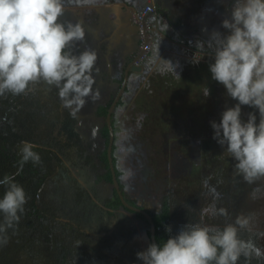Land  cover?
Listing matches in <instances>:
<instances>
[{"label": "flooded vegetation", "instance_id": "obj_1", "mask_svg": "<svg viewBox=\"0 0 264 264\" xmlns=\"http://www.w3.org/2000/svg\"><path fill=\"white\" fill-rule=\"evenodd\" d=\"M148 2L153 3L155 12L159 4L169 9L173 7V11L182 12V14L178 12L182 19L175 28V34L170 33L168 39H163L166 34L157 33L154 25L152 29L154 33H150L151 42L147 51L146 47L141 46L139 30L135 29L131 15L134 9L138 10ZM230 7L231 0H129L123 7L121 24L113 23L115 18L121 17L118 14L104 22L106 24L96 21L97 24L94 25L93 21L90 22L93 23L91 24L93 27L90 25L91 30L86 33L92 41L88 43L84 39L82 50L86 47L96 52L101 70L96 71L99 77L92 76L91 94L85 97L82 109L81 106L65 107L58 97V90L42 81L30 84L28 90L20 95L29 102L28 98L33 94L31 102L36 103L40 110L44 107L48 109V113L43 116L46 134L38 133L39 124L36 125V134L32 132L36 139L38 137L43 139L49 135L58 142V152L53 150L57 158L51 163L54 177L58 174L59 165L64 169L68 168L70 170L68 172L73 170L74 174L84 176V182H79L78 185L70 183L71 179L68 176L60 182L65 185L64 188H74L79 195L80 206H88V209H84L75 206L72 201L61 202L66 203L62 211H59L61 222H67L66 225L73 230L80 227L79 231L83 232L82 234L73 232L80 234L78 237L82 241L86 240L84 246L79 244L76 249L72 248L76 250L78 256L73 257L70 262L67 260L65 264H141L136 257L137 252L145 250L149 243L163 242L170 235L176 234L186 223L199 222L209 225L223 223V216H216V219L210 220L209 218L213 216L203 213L201 202L205 208L213 203L217 208H223L226 203L231 213L233 208L239 210L249 206L250 200L243 193L246 194L252 188L245 186L247 191L244 190L246 182L241 177L221 184L222 177H216L214 182L213 175L211 182L209 179L212 171H205L201 182L196 185L186 182V177H183L184 168L186 169L191 161H197L190 159L186 163L189 152L198 154L195 143L186 145L181 139L184 133L187 132V137L191 133L187 128L190 121L184 117L187 113L180 116L172 114L173 117L166 118L167 121H164L163 117L158 118L155 123L163 128L162 136L155 135L156 126L149 133L150 124L147 123H136L132 130L125 127L130 131L127 136L121 133L122 123L128 117L131 126L130 123L138 122V118L140 120L145 115L140 105L143 101V109H146L145 105H149L152 95L155 94L152 90L163 91L167 88L173 90V84L174 87L177 86V82L170 79L168 73L172 69H180L179 66L183 67L182 62L186 60L184 56L188 55L184 54L185 46L181 47L176 35L179 36L180 33L190 35L188 32L194 27L191 34H195V38L190 37L192 41H189L196 44L197 41H207L213 30L225 32L226 30L221 27V21L228 15ZM192 8L202 12L195 22L193 14H190L192 11H189L193 10ZM159 14L162 17L164 15ZM65 17L63 16L64 21ZM96 18L95 15L90 17ZM72 19L73 23L85 24L83 18L77 21L75 18ZM159 19V23H162V19ZM164 42L170 43L171 52L161 50ZM208 53V56L212 54ZM207 60L205 57L201 59L205 62ZM133 66L136 68H132ZM170 106L172 108V105ZM179 108L183 107L180 105ZM63 109H69L71 112L64 113ZM163 110L165 111V108ZM128 136L130 141L128 144L131 145V152L135 153L136 161L131 178L122 181L120 177L123 173L118 165V156L122 155L124 150H130L124 142ZM145 141L151 145L149 150L142 147ZM44 143H49V138L44 139ZM205 153H211V150ZM174 162L177 163V167L173 166ZM194 162H191V166ZM174 172L177 174H173ZM180 173L182 176L177 177ZM86 183H89L88 187L85 186ZM200 184L205 186V190L200 189ZM192 190L200 192V196L196 194L189 198L184 195L185 192L189 193ZM51 193L57 198L62 197L57 192ZM201 195L204 196L202 200ZM81 210L86 213L84 219ZM166 226H170L171 232L165 231ZM240 235L244 238L242 234ZM253 259L257 260L251 262ZM240 261L246 264L245 258L241 257ZM251 261L250 264H264V258L254 257ZM36 264L49 263L39 257Z\"/></svg>", "mask_w": 264, "mask_h": 264}, {"label": "clouds", "instance_id": "obj_2", "mask_svg": "<svg viewBox=\"0 0 264 264\" xmlns=\"http://www.w3.org/2000/svg\"><path fill=\"white\" fill-rule=\"evenodd\" d=\"M63 14L64 0H0V96L23 94L30 84L42 81L58 90L65 107L85 103L97 54L88 48L79 53L72 50V45L84 40L85 32L79 23L62 21ZM221 27L226 31L213 30L207 41H197L200 52L193 55L192 63L203 58L205 47L211 49V79L235 101L225 107L218 122L210 121L212 138L228 153L234 173L252 185L264 178V0H231ZM209 95L205 87L203 97ZM243 106L252 110L242 114ZM36 147L21 142V170L29 161L40 163ZM121 171L122 181L133 175L130 169ZM0 186L5 187L0 196L2 246L8 230L19 223L27 195L14 175L0 178ZM261 193L264 188L257 185L250 195L255 199ZM203 213L228 216L215 203ZM241 230L253 231L250 217L244 214L222 227L188 222L163 243H149L136 257L141 264H238L241 257L250 264L254 257L264 258V250L253 239L242 238ZM165 231L171 232L170 226Z\"/></svg>", "mask_w": 264, "mask_h": 264}, {"label": "rangeland", "instance_id": "obj_3", "mask_svg": "<svg viewBox=\"0 0 264 264\" xmlns=\"http://www.w3.org/2000/svg\"><path fill=\"white\" fill-rule=\"evenodd\" d=\"M99 1V0H98ZM111 1V0H110ZM113 1V0H112ZM76 4L78 5L77 9H70L71 7L74 6V0H64V14L60 17V19L62 21H64L63 16L66 18L65 22H72L73 23V19L75 18V21H77L79 18H83V20H85V13L88 10H85L84 8L89 6L91 4V0H79L76 2ZM68 7V8H67ZM66 8V9H65ZM108 10L104 11L101 10V8H95L94 9V15L97 17L96 19H89V22L93 21L94 25L97 24L96 21L102 23V22H106L108 21L112 16H114L113 10L108 6L107 8ZM73 11V13L71 12ZM200 11V10H198ZM196 11L195 13H193V22H195L202 14V12H198ZM92 12V11H90ZM122 16V15H121ZM158 19H155L154 21V25L158 24ZM82 20V19H81ZM114 20V17H113ZM114 22V21H113ZM96 23V24H95ZM91 25V24H90ZM84 29L85 32V37L84 39H86V42L89 43V41H92L88 36H87V28L84 27V25H81ZM93 27V25H91ZM188 43V44H187ZM185 43V51L184 54L188 55V56H184V58L186 59L185 61L182 62L183 67L179 66L180 69H172L168 75H170V79H174L175 82H177V86L174 87L173 84V90L171 88H167L163 91H156L155 89L152 91H155V94L152 95V99L150 100L149 105L146 104L145 105V110L143 109V101L140 105L141 109L145 112L144 116L140 118H138V122L135 123H130L131 126H129V121L130 118L128 117L126 119V121H124V123H122V131L121 133H124L125 136H127V133L130 132L129 130H126L125 127L130 128L131 130L134 129V127L136 126V123L139 124H150L148 127V132L151 133L152 130H154L155 126L157 127V133H155V135L157 136H162V131L163 128L159 127V125L155 122L158 121V118L161 119V117H163L162 119L165 121H167L166 118L169 117H173L172 114L178 115L180 116V114H186L187 119H189L190 124L188 125V129L191 132L190 136L187 137V132L183 134V138H181L183 140V142L187 145L188 143H190L191 145L195 143V145H197L198 147V154H200V156L197 157V155L193 154L192 151L189 152V157L186 160V163H188V161L190 159H196L197 161H191L194 162L193 165L191 166V162L187 164L186 169L184 168V175L186 177V182H188L189 184H194L196 185L198 182H201L202 180V175L205 171L207 172H211V178L209 179L212 182V176L214 175V182L216 177L218 178L219 176L222 177L221 179V184L223 183H227L228 181H232L234 178L240 177L237 176L235 173H233V161L230 159L229 155L227 154L226 151L223 152V149L221 148V146L212 138L213 136V130L210 127V120H216L217 122L219 121L220 118V114L221 112L225 109V107H230L232 104L235 103V101H233L231 98L227 97L224 88L218 84L216 81L211 79L210 73L207 70H205V67L203 66V64L207 63V66L209 63L212 62V54L210 56L208 55H203V58H207V62L206 63H202L205 61H199V63H192V59H193V55H199V52L195 53V51H192V46L190 42ZM72 50L73 48L75 49L74 52L75 53H79L80 51H83L82 49L84 48V41L82 42H76L74 45L71 46ZM86 48V47H85ZM148 51V49H147ZM103 51L100 49V53H102ZM207 52H209L207 50ZM157 56V55H156ZM97 59H99V57H97ZM167 63V62H164ZM163 63V64H164ZM101 70L99 68V63L96 61V64L94 66L93 72H92V76L97 78L99 77V75L97 74L96 71ZM154 74V72H153ZM162 76V75H160ZM160 79V77L158 78V80ZM169 79V80H170ZM153 81V80H152ZM173 82V80H171ZM157 85V84H154ZM171 87V86H170ZM208 87L210 90V95L207 98L203 97V91L204 88ZM154 88V87H152ZM148 99V98H146ZM146 101V100H145ZM148 103V102H147ZM148 105V106H147ZM172 105V108L171 106ZM182 106L183 108H179V106ZM165 108V111L163 110ZM81 109H82V105H81ZM77 110V109H76ZM252 109H249L247 106H243L242 107V114L243 113H247L248 111H251ZM136 111H141L140 109H136ZM164 111V114L162 115V112ZM43 112L45 114L48 113V109L46 107H44ZM64 113L67 112H71L69 109H63ZM78 112V111H77ZM44 113H39V107H36V114L34 115L33 118V123H34V128H28L31 130L30 132V137L32 138V140L36 143H33L35 145L38 146L39 149H43L44 146H47L46 143H44V139L49 138V144L51 146V150L52 152L55 154V152H58L59 148L56 145V142L51 138V136H46L45 138L41 139V138H37L34 135V133L32 131L35 132L36 134V123H38L40 125V128L38 129V133L45 135L46 131H45V127L43 126V122H44ZM81 114V113H79ZM246 118V117H245ZM20 121H22L23 124H25V121L22 120L21 118H18ZM140 126V125H139ZM42 127V128H41ZM23 130H20V133L23 135ZM186 136V138H185ZM38 142H37V141ZM133 141V139H130ZM41 141V143H39ZM127 143V151H123V154L118 156V165L120 169H125L128 170L130 169L132 171L133 169V165L135 164L136 161V156L135 153L132 151L131 152V145L128 144L130 143L129 141V136L127 138V140L125 139V141ZM39 143V144H37ZM41 144V145H40ZM40 146V147H39ZM43 146V147H42ZM150 144L145 141L144 144L142 145L143 149L145 150H149L150 148ZM211 150V153H205L208 150ZM44 150V149H43ZM55 152H54V151ZM181 156V155H180ZM49 157H52V155H49ZM54 160V158L52 159V161ZM174 167H177V163H173ZM191 166V167H190ZM229 169V170H228ZM58 174L56 175V177H54L53 173H46L47 177H46V181H47V187L46 188H51L54 192H57L60 196L59 198H55L54 199V203L56 204V211H62V209L66 206V203H61V202H74V205H79V200H78V194L77 192L74 190V188H69L66 187L64 188V184H60V182L64 179H66L65 177L68 176L70 177L71 180L70 183L78 185L79 182H84V176H82L83 174H74L75 172L72 170V172H68L70 171L68 168H63L62 165H59L58 167ZM65 170V171H64ZM64 171V172H63ZM67 171V172H66ZM173 174H177V173H173ZM236 175V177H235ZM182 174L180 173L177 177H181ZM176 177V178H177ZM74 180V181H73ZM218 181V180H217ZM208 182V181H206ZM206 182H204L203 184L205 185ZM235 180L233 181V185H234ZM91 184V183H90ZM219 184V182H218ZM84 185V184H83ZM202 186V184L199 185L201 190H205V186ZM257 185H259L260 187L264 188V178H262L261 180L257 181L255 184L249 185L246 183V185H244V190L247 191V189L245 188V186H248L250 188H255L257 187ZM86 187L89 186V183H86L85 185ZM216 186V185H215ZM238 188V186H236ZM220 188V187H218ZM237 190V189H235ZM240 190V189H239ZM252 190H249L246 194L243 193L245 196L248 197L249 201V206L246 207L245 209H239V210H234L231 213V209L227 208L226 203H224L223 208H225L228 212V218L227 217H223L222 221L223 223L220 225L221 227L225 224V223H229L232 222L238 215L240 214H244L246 216H249L251 221H252V228L253 231L252 232H248L246 230H241V233L244 236V239H253L255 244L260 247L262 250H264V235H259V233H264V193H261L258 198L253 199L251 197V193ZM46 191V190H45ZM186 196H188L189 198H191L193 195H199L200 196V192L196 191V190H192L191 192H185ZM44 194V192H42V194L40 195V198H42V195ZM181 195V193H180ZM183 195V194H182ZM64 196V197H63ZM203 195H201V200L203 199ZM238 197V196H237ZM43 202L44 203V199H40L39 202ZM52 203V205L54 204ZM68 207V206H67ZM84 209H88V206H80ZM200 207L201 209H205V207L203 206V203H200ZM75 209V208H73ZM90 209V208H89ZM84 214L83 219L86 217V213L81 210ZM55 219L58 220H62V217L57 215L56 217H54ZM65 218V217H64ZM216 219V217L213 218H209L210 220ZM227 218V219H226ZM206 219V218H205ZM50 222L51 225L53 227L54 222L52 217L50 218ZM63 222V221H62ZM67 222H63V223H58L57 227H59L58 230H56V234L55 237H60L61 240L65 241L67 244H64L63 246H56V244L60 243V239H57L56 243H53L54 248L59 250V253L56 254L55 256V264H65V260H66V256L68 254V262H70L72 260L73 257L78 256L76 250H73L72 248L76 249L77 245H82L84 246V243L86 240H81L78 236L80 234H82L83 232L79 231V228H75L74 230L71 229V227H68L66 225ZM73 231H76L77 233L80 234H76ZM20 233H18V235L16 234H8L7 232V243L2 245V251H5L6 249H8L7 253H9L10 258L12 256V261L10 264H15L17 263L18 260H20V256L22 254H24V258H22L21 260V264H26V263H30L29 259L32 256V250H34V247H32V244H28V240L26 239V241L23 242L20 240L21 238ZM50 237V235H49ZM77 237V238H76ZM36 241V240H35ZM53 248V247H52ZM70 248V249H68ZM86 248V247H85ZM36 250V249H35ZM6 253V255H7ZM1 255V254H0ZM61 255H63L61 257ZM54 256H45L42 255V259L47 262V263H52L54 264L51 259ZM50 260V261H48ZM33 264H36V262H34Z\"/></svg>", "mask_w": 264, "mask_h": 264}, {"label": "trees", "instance_id": "obj_4", "mask_svg": "<svg viewBox=\"0 0 264 264\" xmlns=\"http://www.w3.org/2000/svg\"><path fill=\"white\" fill-rule=\"evenodd\" d=\"M203 66L205 70L208 69L207 63L203 64ZM20 95L22 96V94ZM20 95L6 93L0 96V178H3L6 174L14 175L15 181L23 186L27 195V203L24 206V212L20 215L19 223L14 228L9 229L8 234L13 233L18 235L20 233L23 235L20 238L22 244L26 239L29 242L28 244H32L34 250H32V256L29 259L31 264L36 262L39 257L42 258V255L54 256L51 261L55 264V256L59 253V250L54 248L53 243H56L54 241L60 239V237H55L54 234L59 229L57 227L58 223L63 222L54 218L59 215V212L55 209L56 204L54 203V199L57 197L51 193L53 190L46 188V173L53 172V168L51 167L52 159L54 158L55 160L57 157L52 152L50 144L46 143L47 146H42L44 150L39 149L38 146L34 149L40 155V163L34 164L29 161L23 165L22 170L20 169L21 158L19 155V147L21 142L30 141L36 143L30 137L31 130L28 129L34 128L33 118L36 114V103L33 104L31 102L34 95H30L31 97L28 98L29 102L21 98ZM24 103L27 104L25 105ZM39 113L44 112L39 108ZM18 118L24 120L25 124ZM20 130L24 131L23 135L20 133ZM57 143L56 145H58ZM49 155H52L53 158L49 157ZM4 191L5 187L0 186V196L3 195ZM42 192H44L42 195L44 203L42 201L39 202L42 199L40 198ZM52 203L54 204L52 205ZM51 217L54 222L53 227L50 222ZM0 220H2V217H0ZM159 243L163 242L161 241ZM64 244H67L66 240L63 241L60 239V243L56 244L55 247L63 246ZM7 251L8 249L2 251V246H0V264L11 263L12 256L10 258ZM22 258H24V254L20 256V260L15 264H21ZM255 260L257 259H253L251 262H255ZM238 264L243 263L239 261Z\"/></svg>", "mask_w": 264, "mask_h": 264}, {"label": "crops", "instance_id": "obj_5", "mask_svg": "<svg viewBox=\"0 0 264 264\" xmlns=\"http://www.w3.org/2000/svg\"><path fill=\"white\" fill-rule=\"evenodd\" d=\"M77 1H79V0H74V6L73 7H71V8H73V9H77V8H80V7H78V5L76 4V2ZM129 0H121V1H110V0H91V4L89 5V6H87V7H85L84 9L85 10H88L86 13H85V17L84 18H86L85 20H84V22H85V24H84V27L85 28H87L88 30H87V32H89L90 30H91V26H90V22H89V19H90V17L92 18L93 17V15H94V9L95 8H101V10H104V11H106V10H108L107 8H108V6L109 7H112V9H113V12H114V14H118L119 16L122 14L123 15V13H124V9H123V7H124V5L126 6V4H127V2H128ZM193 9V8H192ZM90 11H92V12H90ZM189 11H192V12H190V14H193V13H195L196 11H198V9L196 10V9H193V10H189ZM181 13L182 14V12L181 11H177V10H175V11H173V7L171 8V9H169L168 7H166V12H164V15H163V17H162V15H161V19H162V21L161 22H168L167 23V25L165 24V26L162 28L161 26H155V30H156V32L157 33H159V32H161V33H163V34H166V36H164L163 37V39H168V37H170L169 35H170V33H174V31H176L175 30V28H176V26H177V24L179 25V21H180V19H182V15H180L179 13ZM198 12H200V11H198ZM167 13V14H166ZM122 19H123V16H121V17H119V18H115V21L114 22H117L118 24H121L122 23ZM159 20L160 19H158V24H160L159 23ZM168 20V21H167ZM170 20H172V21H170ZM113 22V23H114ZM121 22V23H120ZM124 22V21H123ZM131 22V21H130ZM91 24H93V23H91ZM102 24H106V23H102ZM180 26H181V24H180ZM194 27L193 28H191V31L190 32H188V33H193V31H194ZM104 31V30H103ZM175 34V33H174ZM184 34H179V36L178 35H176V40H178L179 39V44L181 45V47L182 46H185V43H187V42H190L189 40H191L192 38H195V34H191V39H189V38H186L185 36H183ZM182 39V41H180ZM200 40V39H199ZM192 41V40H191ZM188 44V43H187ZM191 46H192V51H195L196 53L197 52H200V50L198 49V48H195V43H191ZM164 50V52H166V53H169V52H171V45H170V43L168 42V43H165L164 42V46H162L161 47V50ZM207 50L210 52V54H211V49H208L207 47H205V52H204V54H209L208 52H207Z\"/></svg>", "mask_w": 264, "mask_h": 264}, {"label": "built area", "instance_id": "obj_6", "mask_svg": "<svg viewBox=\"0 0 264 264\" xmlns=\"http://www.w3.org/2000/svg\"><path fill=\"white\" fill-rule=\"evenodd\" d=\"M157 18H161V15L158 12H155V6L151 2H148L145 6L133 12L131 15L132 22L138 27L142 47H146L148 49V44L151 42L150 33H154L152 29L154 27V21ZM164 23L167 25L168 22ZM146 32H148V35H146ZM145 36L148 37L146 46Z\"/></svg>", "mask_w": 264, "mask_h": 264}, {"label": "water", "instance_id": "obj_7", "mask_svg": "<svg viewBox=\"0 0 264 264\" xmlns=\"http://www.w3.org/2000/svg\"><path fill=\"white\" fill-rule=\"evenodd\" d=\"M126 1V0H125ZM166 7L167 6H161L160 4L158 5V9H157V12H159V13H164V12H166ZM135 11H137L136 9H134V11L133 12H135ZM133 14V13H132ZM167 14V13H166ZM168 21V20H167ZM170 21H172V20H170ZM215 26L217 25V23L216 24H214ZM156 26V25H155ZM157 26H161L162 28L165 26V24L162 22V23H160V24H157ZM135 27V29H138V27H137V25H135L134 26ZM146 35H148V32H146ZM183 36H185L186 38H190L191 37V34L189 35V34H184ZM145 38V46L147 45V42H148V37L147 36H145L144 37ZM132 68H136L135 66H133ZM137 68H139V67H137Z\"/></svg>", "mask_w": 264, "mask_h": 264}]
</instances>
